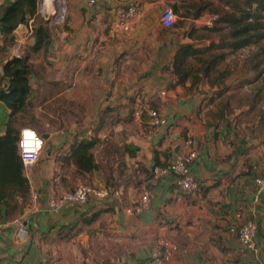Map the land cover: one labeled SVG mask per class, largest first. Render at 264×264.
Segmentation results:
<instances>
[{
	"label": "crops",
	"instance_id": "crops-1",
	"mask_svg": "<svg viewBox=\"0 0 264 264\" xmlns=\"http://www.w3.org/2000/svg\"><path fill=\"white\" fill-rule=\"evenodd\" d=\"M177 2L142 3L125 31L117 21L122 0L94 5L66 0L67 19L44 21L49 38L38 49L31 22L15 29V41L31 53L26 112L42 114L47 122L42 130L39 121L25 122L22 112L14 127L18 137L25 126L48 137L36 164L23 172L29 183L23 210L0 221V264H149L160 238L179 247L167 264L264 263V191L257 196L255 183L264 171V152L250 133L208 119L213 106L208 97L215 87L191 79L177 83L172 61L186 37L171 36L160 22L163 6L175 8ZM9 46L0 33V65ZM6 83L0 73V90ZM121 105L131 106L136 122L145 126L130 134L133 149L118 172L112 163L111 169L104 165L103 155L113 157L114 152L96 155L101 138L90 135L87 126L102 122L101 109ZM85 109L95 111L88 115ZM150 110L159 112V124H152ZM10 112L0 100V135ZM59 113L65 119L54 115ZM92 137L97 139L92 149L97 166L86 170L72 158L71 145ZM188 138L197 150L191 171L200 185L186 193L172 174L156 178L152 169L171 162ZM84 182L107 187L110 194L51 209L52 195ZM18 200L23 201L21 196ZM21 216L28 220L25 240L15 234ZM250 220L258 225L254 249L238 240L239 227Z\"/></svg>",
	"mask_w": 264,
	"mask_h": 264
},
{
	"label": "rangeland",
	"instance_id": "rangeland-1",
	"mask_svg": "<svg viewBox=\"0 0 264 264\" xmlns=\"http://www.w3.org/2000/svg\"><path fill=\"white\" fill-rule=\"evenodd\" d=\"M177 3V11L170 4H166L171 6L177 15L176 24L167 29V32L176 38L184 35L187 42L208 49L203 57L196 56L190 59L189 62L194 68L202 64L200 57L216 60L210 75L199 81L215 87L208 97L213 106L208 109L206 116L213 124H222L224 129H234L241 134L250 133L257 139L264 152V37L234 51L227 46L231 38V26L227 23H218L216 21L218 15L213 12L215 8L223 7L219 0H179ZM240 4L245 6V0H240ZM224 10L232 11V6H226ZM212 27L219 30L216 31ZM30 54V51L24 48L23 57L25 55L29 57ZM189 79L192 80V77ZM46 109L52 111L50 108ZM62 110L65 109L61 108ZM85 110L88 115L95 111ZM145 112L146 110L142 109L139 115L143 117ZM101 113L102 122L89 124L87 131L91 133L90 135H100L98 137L101 138L99 141L102 147L94 149L97 156L109 151L115 153L113 157L103 155L104 165L111 169L112 163L113 168L119 172L126 164L125 154H130V149H133L130 134L138 132L139 127L144 128L145 124L136 122L131 106L105 107L101 109ZM41 115L36 117L32 113H27L25 122L29 121L35 125L37 123L35 121H39L41 124L36 125H40V129L43 130L46 128L47 118ZM54 115L59 120L65 119L63 113ZM84 183L92 186L89 182Z\"/></svg>",
	"mask_w": 264,
	"mask_h": 264
},
{
	"label": "trees",
	"instance_id": "trees-1",
	"mask_svg": "<svg viewBox=\"0 0 264 264\" xmlns=\"http://www.w3.org/2000/svg\"><path fill=\"white\" fill-rule=\"evenodd\" d=\"M219 1L223 7L215 8L213 12L218 15V23L231 26V38L227 44L229 48L236 51L264 37V0H245V6L240 4V0ZM37 3L38 0H4L0 3V33L5 43L14 44L15 29L21 23L30 22L35 39L34 48L38 49L47 43L49 32L43 26L46 20L37 15ZM230 5L232 11L224 10V7ZM174 9L178 10L176 7ZM212 29L219 30L216 27ZM207 50L189 42L179 44L172 61V72L177 83H185L192 77L193 84H197L203 77L210 75L216 60L200 57L202 64L195 68L189 62L196 56L203 57ZM31 68L27 55L9 59L3 64V75L8 83L0 90V100L6 103L11 112L6 132L0 135V221L22 211L29 194V183L23 174L18 154V136L14 122L19 113L26 112L31 91ZM96 143L97 139L92 137L80 139L71 145V156L81 168L90 170L97 166L92 153ZM18 196H21L22 202L18 200Z\"/></svg>",
	"mask_w": 264,
	"mask_h": 264
},
{
	"label": "built area",
	"instance_id": "built-area-1",
	"mask_svg": "<svg viewBox=\"0 0 264 264\" xmlns=\"http://www.w3.org/2000/svg\"><path fill=\"white\" fill-rule=\"evenodd\" d=\"M101 0H88L92 5ZM150 0H122L123 7L118 12V25L125 31L131 27V20L139 15L142 3ZM37 15L45 20H53L62 23L67 19V3L66 0H38ZM177 15L173 8L165 5L160 15L161 25L170 29L176 24ZM30 32H32L31 25ZM24 47L19 42L10 45L7 54L4 57L6 62L9 59L23 57ZM4 62V63H5ZM3 63V64H4ZM0 73H3V65H0ZM152 124L160 123V116L157 110H150ZM186 148L176 153L174 159L165 165H155L152 174L156 178L172 174L175 178L176 185L186 193L194 192L199 188V181L195 178L191 171V164L197 156V150L193 146L191 138L186 139ZM45 146V139L42 134L35 128L30 126L22 127L19 133L17 148L20 155L23 172L27 174L38 161ZM26 176V175H25ZM256 195L259 196L264 191V171L256 178ZM110 194L107 187H95L87 184H80L70 191L63 192L58 195H52L49 198V206L51 209L58 210L68 204L86 203L91 196L105 198ZM148 193L142 195V201L147 200ZM16 237L25 240L29 234L28 220L23 216L17 220ZM258 225L255 221H247L238 229V240L240 244L249 249L256 247L255 236ZM178 245L168 238H160L157 245L152 250L149 264H167L178 250ZM264 264V263H261Z\"/></svg>",
	"mask_w": 264,
	"mask_h": 264
},
{
	"label": "water",
	"instance_id": "water-1",
	"mask_svg": "<svg viewBox=\"0 0 264 264\" xmlns=\"http://www.w3.org/2000/svg\"><path fill=\"white\" fill-rule=\"evenodd\" d=\"M43 138H47L48 137V133H45L44 135H42Z\"/></svg>",
	"mask_w": 264,
	"mask_h": 264
}]
</instances>
